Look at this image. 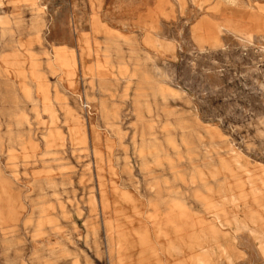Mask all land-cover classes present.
<instances>
[{
    "label": "rangeland",
    "instance_id": "obj_1",
    "mask_svg": "<svg viewBox=\"0 0 264 264\" xmlns=\"http://www.w3.org/2000/svg\"><path fill=\"white\" fill-rule=\"evenodd\" d=\"M0 264H264V0H0Z\"/></svg>",
    "mask_w": 264,
    "mask_h": 264
},
{
    "label": "crops",
    "instance_id": "obj_2",
    "mask_svg": "<svg viewBox=\"0 0 264 264\" xmlns=\"http://www.w3.org/2000/svg\"><path fill=\"white\" fill-rule=\"evenodd\" d=\"M95 28L93 26L90 27V33H94ZM96 32V31H95ZM98 35V34H97Z\"/></svg>",
    "mask_w": 264,
    "mask_h": 264
}]
</instances>
